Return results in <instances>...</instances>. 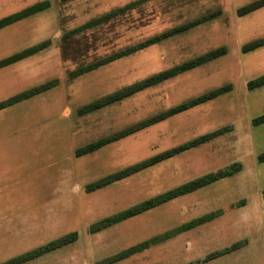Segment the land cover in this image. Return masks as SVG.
Here are the masks:
<instances>
[{
  "label": "rangeland",
  "instance_id": "1",
  "mask_svg": "<svg viewBox=\"0 0 264 264\" xmlns=\"http://www.w3.org/2000/svg\"><path fill=\"white\" fill-rule=\"evenodd\" d=\"M42 1L0 0V18ZM48 1L46 10L0 29V59L51 40L49 47L0 71V101L53 79V75L70 89L69 116L76 140L73 143L72 139L70 149L62 146L59 174L40 169L42 164L35 152L29 153L28 164L24 165L27 176L22 181L28 190L42 177L56 182L59 176L61 187L52 190L61 191V197L51 207L67 203L65 192L67 196L68 186L74 182L70 154L74 144L78 148L105 138L225 83L230 82L232 90L104 145L107 148L86 158L78 157L77 219L69 225L78 232V239L44 254L33 264H95L213 211L221 214L113 264H187L244 240L247 243L240 249L198 264H264V162L257 160L264 152V123H253V118L264 114V85L247 87L249 80L264 74V45L243 51L245 44L264 37V6L240 13L241 7L257 0H143L117 18L75 33L74 29L92 18L136 0ZM213 13L215 16L201 20ZM196 21L202 22L90 72L71 76L82 66ZM220 46L226 53L216 59L97 110L79 112L96 98ZM16 77L25 80L17 84ZM60 106V102L51 106L54 118L63 110ZM29 114L36 115V109ZM68 126L62 128L68 130ZM219 128L228 130L102 190L86 191L88 183ZM233 162H240L242 168L232 176L107 229L96 233L89 230L92 223L104 217ZM50 198L45 195L44 199ZM60 233L30 241L29 246L38 247L62 236Z\"/></svg>",
  "mask_w": 264,
  "mask_h": 264
},
{
  "label": "trees",
  "instance_id": "2",
  "mask_svg": "<svg viewBox=\"0 0 264 264\" xmlns=\"http://www.w3.org/2000/svg\"><path fill=\"white\" fill-rule=\"evenodd\" d=\"M143 0H136L133 2H130L124 6H120L117 8H114L108 12H106L103 15L97 16L89 20L88 22L82 24L81 26L77 27L73 30V32H81L83 30L89 29L91 27H94L97 24H103L105 21H109L111 19L119 17L122 13H124L127 10H130L133 8L135 4L140 3ZM264 6V0H257L253 3H250L246 6H243L239 9L240 13H248L251 12L257 8H260ZM50 7V3L48 0H44L42 2L35 3L31 6H28L18 12H15L13 14H10L8 16H5L3 18H0V29L9 26L19 20L25 19L27 17H30L38 12H41L43 10H46ZM216 13L210 14L207 17H204L203 20H206L212 16H215ZM202 21H196V22H190L188 24H184L180 27H177L175 29H172L167 32H163L159 36L153 37L151 39H148L139 45L136 46H130L127 47L117 53H114L110 56H107L97 62L82 66L75 71L71 72V76L77 77L84 73L90 72L102 65H105L109 62H112L118 58H121L123 56H127L129 54H132L136 52L137 50L152 44L154 42H157L160 39L169 37L170 35L183 31L185 29H188V27L192 25H196ZM51 44L50 39H46L36 45H33L31 47L25 48L19 52H16L10 56H7L3 59H0V68L4 67L6 65L12 64L16 61H19L23 58H26L32 54H35L39 51H42L46 47H48ZM264 45V37L258 38L256 40H253L243 46V51H251L254 50L260 46ZM226 53V48L224 46H220L214 49L209 50L208 52L196 56L194 58H191L187 61H184L180 64H177L169 69H166L164 71H161L157 74H154L146 79H143L141 81H138L136 83H133L131 85H128L126 87H123L121 89H118L114 92H111L109 94H106L104 96H101L99 98L94 99L93 101L85 104L79 109L80 113H87L94 110H97L99 108H102L104 106H107L109 104H112L114 102L120 101L135 92H138L140 90H143L147 87H150L154 84H157L159 82H162L168 78H171L179 73L188 71L190 69L196 68L210 60L216 59ZM59 83V80L57 78L48 80L44 83H41L39 85L33 86L21 93H18L16 95H13L5 100L0 101V109L5 108L7 106H10L16 102H19L21 100L30 98L40 92H43L47 89L52 88L53 86L57 85ZM264 85V74H261L257 76L254 79H251L247 82V87L249 89H254L260 86ZM232 90V84L230 82L225 83L223 85L217 86L215 88H212L210 90H207L203 92L200 95L194 96L192 98L186 99L183 102L163 111L159 114L149 118L145 119L143 121H139L137 123H134L132 125H129L125 128H122L121 130H118L114 132L113 134L99 139L94 142H90L86 145H83L81 147H78L76 149V155L82 156L91 152H94L98 150L99 148L103 147L104 145H107L111 142L117 141L127 135H130L134 132L139 131L140 129L147 127L153 123H156L158 121L164 120L172 115L178 114L180 112H183L185 110H188L192 107H195L197 105H200L202 103H205L209 100H212L226 92H229ZM254 124H261L264 123V114L257 116L253 118ZM227 128H219L210 132H206L204 134L198 135L192 139H189L181 144H178L176 146H173L171 148H168L166 150H163L159 153H156L146 159H143L141 161H138L132 165H129L127 167H124L116 172L110 173L94 182L88 183L86 185V191H94L100 188H103L109 184H112L114 182H117L123 178H126L128 176H131L135 173H138L148 167H151L155 164H158L164 160H167L169 158H172L188 149H191L193 147L199 146L203 143L209 142L210 140L214 139L215 137L223 134L226 132ZM258 162H264V152L260 153L257 157ZM242 168V165L240 162H233L229 166L219 169L217 171L208 172L206 174H203L201 176H198L196 178H193L187 182H184L174 188H171L167 191H164L162 193H159L153 197H150L148 199H145L139 203H136L126 209H123L117 213H114L112 215H109L107 217H104L94 223H92L89 227L90 232L96 233L103 229H106L114 224H117L121 221H124L126 219L132 218L134 216H137L147 210L153 209L161 204H164L170 200L176 199L180 196H183L188 193H192L202 187H205L211 183H214L220 179L229 177L234 175L235 173L239 172ZM262 197L264 198V189L262 191ZM221 214L220 211H213L206 214H203L197 218H194L190 221L184 222L183 224L176 226L172 229H169L165 232H162L160 234L154 235L150 238H147L141 242H138L132 246H129L113 255H110L108 257H105L99 261H97L95 264H113L115 262H118L122 259H125L133 254H136L138 252H141L147 248H149L152 245L164 242L172 237L177 236L180 233H183L185 231H188L192 228H195L199 225H202L204 223L210 222L216 217H218ZM78 239V232L72 231L65 235H62L58 238H55L49 242H46L38 247H35L31 250H28L24 253H21L19 255L13 256L5 261L0 262V264H23L27 261H30L32 259H35L39 256H42L48 252H51L53 250H56L60 247L66 246L68 244H71L75 242ZM246 240L244 241H236L232 243L230 246H227L223 249H219L213 252H210L206 257L201 259L200 261L196 262H190L187 264H198L200 262H209L211 260H214L218 257H221L223 255H226L228 253L234 252L241 247H243L246 244Z\"/></svg>",
  "mask_w": 264,
  "mask_h": 264
},
{
  "label": "crops",
  "instance_id": "3",
  "mask_svg": "<svg viewBox=\"0 0 264 264\" xmlns=\"http://www.w3.org/2000/svg\"><path fill=\"white\" fill-rule=\"evenodd\" d=\"M16 62L1 67L0 71L8 69ZM54 77L53 75V79H55ZM16 78L15 82L17 84L25 80L24 78ZM57 102L61 103L60 107H63V110L56 112L57 117H59L54 118L55 112L52 113L51 106L53 107ZM70 105H72L70 89L59 82L50 89L0 109V117L2 116V119H0V262L31 250L30 241L35 243L38 239L49 237L52 233L61 232L60 234L65 235L76 231V229L69 228V225L71 221L77 219L78 157L86 158L88 155L107 148L108 145L82 156L76 155L77 148L75 144L72 153L69 151L70 154H73L72 172L74 182L68 186L67 196L65 192L64 199H66L67 203L65 204L68 205L67 207H65V204L64 206L60 205V207L50 206L61 197V191L54 192L52 190L55 186L61 187L62 181L59 176L56 182L50 177L46 179L42 177L29 190L27 183L22 181L27 176V169H24V165L27 166L28 164L27 157L29 153L34 152L39 157L38 161L42 164L40 169H47L49 173L53 172L55 174L57 172V175L59 174L62 146L66 147L67 145L70 149L72 139L73 143L76 140L75 130L71 131ZM35 109L36 115H30L29 113H33ZM43 117L46 119H42ZM67 123L69 128L64 130L62 126ZM45 195L52 196V198L45 200ZM45 203L48 204L47 207ZM182 234L184 232L180 235ZM43 256L23 264H33Z\"/></svg>",
  "mask_w": 264,
  "mask_h": 264
}]
</instances>
